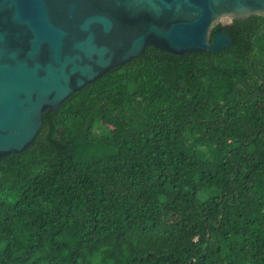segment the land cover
I'll list each match as a JSON object with an SVG mask.
<instances>
[{
    "label": "trees",
    "instance_id": "obj_1",
    "mask_svg": "<svg viewBox=\"0 0 264 264\" xmlns=\"http://www.w3.org/2000/svg\"><path fill=\"white\" fill-rule=\"evenodd\" d=\"M220 30L43 113L0 159V264H264V17Z\"/></svg>",
    "mask_w": 264,
    "mask_h": 264
},
{
    "label": "water",
    "instance_id": "obj_2",
    "mask_svg": "<svg viewBox=\"0 0 264 264\" xmlns=\"http://www.w3.org/2000/svg\"><path fill=\"white\" fill-rule=\"evenodd\" d=\"M264 0H0V159L31 146L43 113L147 47L174 55L234 44L220 23Z\"/></svg>",
    "mask_w": 264,
    "mask_h": 264
},
{
    "label": "rangeland",
    "instance_id": "obj_3",
    "mask_svg": "<svg viewBox=\"0 0 264 264\" xmlns=\"http://www.w3.org/2000/svg\"><path fill=\"white\" fill-rule=\"evenodd\" d=\"M166 214H167V213H166ZM166 218H167L168 221H170V220H171V221H174V218H172L170 214H169V215L167 214V215H166Z\"/></svg>",
    "mask_w": 264,
    "mask_h": 264
},
{
    "label": "flooded vegetation",
    "instance_id": "obj_4",
    "mask_svg": "<svg viewBox=\"0 0 264 264\" xmlns=\"http://www.w3.org/2000/svg\"><path fill=\"white\" fill-rule=\"evenodd\" d=\"M232 22H233V20H232L231 22L229 21V22H227V23H228V24H232ZM225 25H226V24H225Z\"/></svg>",
    "mask_w": 264,
    "mask_h": 264
}]
</instances>
